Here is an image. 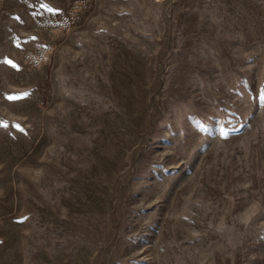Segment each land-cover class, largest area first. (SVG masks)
Returning <instances> with one entry per match:
<instances>
[{
	"label": "rangeland",
	"instance_id": "rangeland-1",
	"mask_svg": "<svg viewBox=\"0 0 264 264\" xmlns=\"http://www.w3.org/2000/svg\"><path fill=\"white\" fill-rule=\"evenodd\" d=\"M0 264H264V0H0Z\"/></svg>",
	"mask_w": 264,
	"mask_h": 264
}]
</instances>
